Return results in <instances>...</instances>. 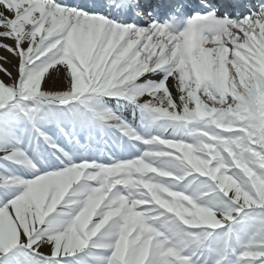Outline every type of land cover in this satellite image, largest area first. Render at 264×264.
I'll use <instances>...</instances> for the list:
<instances>
[{
	"label": "snow or ice",
	"instance_id": "snow-or-ice-1",
	"mask_svg": "<svg viewBox=\"0 0 264 264\" xmlns=\"http://www.w3.org/2000/svg\"><path fill=\"white\" fill-rule=\"evenodd\" d=\"M0 264H264V0H0Z\"/></svg>",
	"mask_w": 264,
	"mask_h": 264
},
{
	"label": "rangeland",
	"instance_id": "rangeland-1",
	"mask_svg": "<svg viewBox=\"0 0 264 264\" xmlns=\"http://www.w3.org/2000/svg\"><path fill=\"white\" fill-rule=\"evenodd\" d=\"M49 86H52V87H59V84L57 83L56 85H53V84H52V81H49Z\"/></svg>",
	"mask_w": 264,
	"mask_h": 264
},
{
	"label": "bare ground",
	"instance_id": "bare-ground-1",
	"mask_svg": "<svg viewBox=\"0 0 264 264\" xmlns=\"http://www.w3.org/2000/svg\"><path fill=\"white\" fill-rule=\"evenodd\" d=\"M6 67H9V68H11V65H6Z\"/></svg>",
	"mask_w": 264,
	"mask_h": 264
}]
</instances>
